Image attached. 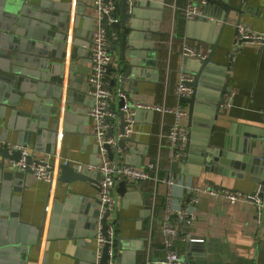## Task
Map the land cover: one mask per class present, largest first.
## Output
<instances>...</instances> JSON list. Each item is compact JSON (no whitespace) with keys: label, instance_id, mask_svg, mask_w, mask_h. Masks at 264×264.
<instances>
[{"label":"crops","instance_id":"obj_1","mask_svg":"<svg viewBox=\"0 0 264 264\" xmlns=\"http://www.w3.org/2000/svg\"><path fill=\"white\" fill-rule=\"evenodd\" d=\"M33 1L39 2L41 0ZM49 1L64 3L69 0ZM110 1H113L117 6L120 2V0ZM80 2L93 4L92 0H80ZM77 3L78 0L71 1L69 15L71 38L69 37V41L72 39L73 30H75L73 26ZM188 3L189 0H165L164 6L170 9H166L162 13V18L159 22L160 32L153 33L155 46L164 48L163 53L160 54L161 51H158L156 56L159 74H157L158 72L154 73V69L152 72L147 73V70H144L146 65L141 64V68L137 66L134 70V78L131 81H126L124 86L132 94V100L157 104L165 102L168 105L181 103L188 107L180 98H177L174 92L179 72L183 70V59L180 52L181 42H188L204 52H207L206 50L211 49L212 46L207 40L187 37L188 18L184 14V8ZM248 4L252 9L249 12L244 11L241 23L247 24L256 32L264 33V0H248ZM209 7L210 3L208 1L202 3L201 0L202 10L209 11ZM49 8L53 9L52 7ZM58 9L60 8L44 12L45 17L38 16L42 22L46 23L47 18L57 17L56 13H54L55 10L57 12L63 11L62 8L61 10ZM146 18H149V15L142 17V19ZM236 18V12L232 11L230 21L225 27L224 37L221 38L219 43L220 48L214 57L224 65L231 62V69L228 71L229 77L227 79L228 90L235 91L231 106L224 110V119H221V122L225 126H229L232 122L248 124L260 131L258 134H262L263 138L264 47L256 48L255 46L245 45L235 52L234 58L230 61L228 54L232 50L237 37L236 28L233 26V21H236ZM87 28L88 24L85 20L77 28V32L83 33L77 34L79 35L78 38L84 42H89V46L74 61L80 71L76 70L75 72V79L73 80V90L75 92L73 101L75 103L71 105H67L64 102L72 51L71 44L67 45L62 97L63 111L59 118V128L56 136L54 132L51 138L49 132L45 131L40 136V141L37 142V136L31 130L25 129L22 134V141H28L29 143L25 146L29 153L33 154L41 162L54 163V171L58 176L51 183L44 180H35L32 172L26 173V171L19 170L20 178L23 184L27 185V188L20 192L21 184H14V187L18 189H14L12 194L21 196L22 219L33 227L40 224L42 218L45 219L40 233L39 231H28L32 237V242L28 245L27 251L20 252L21 257L23 259L24 257L26 258V264H42L45 255L50 264H80L81 261L88 263L87 243L82 245L77 241L78 237L79 239L83 238L79 236L77 231L87 228L82 225L70 228V218L64 219L65 216L76 213V209L80 208L78 200L79 196H81L80 194L89 195L91 197L90 200L98 198V183L101 179V173L90 167V165H97L100 162V155L98 144L91 128V118L88 114L89 108L94 104V99L89 94L88 73L91 58V39ZM177 28L182 30L183 35L181 38L175 35L176 30H179ZM192 32L195 35L201 34L196 28ZM171 33H174V42L169 51L167 40ZM208 35L212 38L214 34L207 33L201 36L208 38ZM145 40H147L145 36L135 38L136 42L142 43L141 49L143 50H145ZM133 48L130 47V50ZM111 52L114 55L113 65L116 66L117 52ZM42 73L46 77L43 82L47 84H54L55 78L59 75L58 72L52 73L45 70ZM153 74L158 75V77H154ZM167 74L168 88L166 89L165 80ZM189 74L195 77L194 74ZM107 75L111 83L116 85V71H110ZM144 75H146V78L142 77ZM213 77H216V75L214 74ZM77 109L79 111H76ZM141 109L144 111L138 117H135L137 131L131 136L130 140L126 141V151L121 148L118 152V159L124 163L134 161L129 164L135 165H147L150 162H156L157 166L151 170L152 175L156 179L145 178L127 181L129 193L126 197L118 193L116 185L119 205L109 219L112 218L116 222V233L123 236V243L126 244L124 249L126 258L121 257L124 264L136 263L141 259H145L146 264H166L162 222L167 202L171 198L175 204L186 205L189 195L181 185H174L170 189L164 179L174 176L177 180L184 183H208L247 194L255 191L261 182L259 181L261 176L256 171L234 167L229 168L232 172L238 174L235 176L230 174L223 175L217 171H207L203 168L195 167L191 168V170L197 172V174L184 172L182 158L172 155L171 143L167 137L173 123V115L168 114L163 120L159 112L151 110L152 113H150V109ZM66 110L73 113V119L69 122L70 129L67 131L63 128V113ZM4 118L0 116V141L16 143L18 129L8 130L5 139L1 138V132L4 129ZM51 125L52 117L48 120V127ZM217 127L220 128L219 126ZM262 138H258L257 144L255 143L253 147L254 155L259 157L263 153ZM38 144H40L41 150L36 149ZM53 147L56 148L54 154L47 152ZM130 149H136V151L131 153ZM126 154L131 155L126 157ZM127 159L129 162H127ZM63 162L79 165L81 169H88L91 174L85 180L62 182L58 179L59 170L57 166ZM135 162H138V164ZM261 164L264 165L262 161ZM7 165L8 161H6V168L4 169L6 171L12 170ZM195 211L196 216L192 221L175 215L172 216V222L177 225L179 231L178 236L174 239V248L189 264H264V213L260 217L257 216V207L252 200L228 202L214 200L208 194H202ZM190 240H200L201 243L199 246L189 249L188 242ZM89 247H95L94 238ZM77 252H81L82 256L77 254ZM20 253L11 257L13 263L18 264L21 262Z\"/></svg>","mask_w":264,"mask_h":264},{"label":"water","instance_id":"obj_2","mask_svg":"<svg viewBox=\"0 0 264 264\" xmlns=\"http://www.w3.org/2000/svg\"><path fill=\"white\" fill-rule=\"evenodd\" d=\"M71 1L62 3L60 1L50 2L49 0L39 2L33 0H0V116L5 117L1 138L5 139L8 130L18 129L17 142L12 144L24 147L29 144L28 141H22V134L25 129L31 130L37 136V142L40 141V136L45 131L49 132L51 138L54 132L56 136L59 118L63 111L65 56L69 43L72 46V51L64 102L67 105L75 103L73 101V94L75 93L73 80L76 70L80 71V69H77L74 61L89 46V42H84L78 38L79 35L77 34L83 33L77 32V28L85 20L91 39L95 6L78 0L74 13L73 28L75 30H73L72 39L69 41V37L71 38L69 28ZM108 1L104 0V2ZM206 1L210 3L209 11L202 10V13L196 18L187 19V37L207 40L212 46L206 59L189 56L183 58V71L195 75L191 82L194 86V92L189 96L180 97V100L187 104L189 109V141L184 147L186 157L182 159L183 170L197 174L191 170L195 167L235 176L238 174L232 172L229 167L243 168L258 172L261 180L255 179L264 184V165L261 164V158L253 153L254 144H257L258 138H262V134H258L260 131L248 124H238L237 122H232L229 126L222 125L221 119H224L223 115L225 114L222 110V103L224 94L228 91L227 79L231 62L224 65L214 58L220 48L221 38L224 37L225 27L230 21L231 12H236V23H240L244 11L249 12L252 7L248 4V0ZM164 2L165 0H138L129 4L128 0H120L116 10L111 13L117 15L118 20L110 24L108 23V15L103 14L101 20L107 29L109 49L117 52V65L110 64L107 73L116 71L117 84L125 86L126 81H131L134 78V70L141 64L146 65L144 70H147V73L152 72L153 69L154 73L158 72L156 56L162 48L155 46L153 33L160 32L159 22L162 13L164 10L170 9L164 6ZM194 3L201 7V0ZM56 8L63 10L61 12L55 10L54 13L57 17L47 18L46 23L40 20L39 16L45 17L44 12ZM144 15H149V18L142 19ZM194 28L201 34L195 35L192 32ZM207 33L214 35L212 38L210 35L208 38L201 36ZM141 36H145L147 39L144 42L145 50L141 49V42L135 41L136 37ZM130 47L134 48L130 50ZM228 56L231 61L232 57L229 54ZM43 70L52 73L58 72L59 75L55 78L54 84L43 82L46 78L42 73ZM214 74L216 77H213ZM153 75L158 77L156 74ZM142 77L146 78V75ZM128 93L132 95L130 91ZM122 104L123 102H119L118 106H122ZM134 109L135 117L144 111L143 109ZM150 113H152L151 110ZM121 114L123 117V112ZM63 116V128L67 131L70 129L69 122L73 119V113L66 110ZM50 117H52V125L48 127ZM123 124L124 121L122 126ZM109 134L112 135V130L109 131ZM127 140L130 138H121L118 141L123 151H126ZM106 146L110 149L109 144ZM36 149H42L40 144L37 145ZM55 149L54 147L50 148L47 152L54 154ZM134 151L136 149H130L131 153ZM109 155L111 158L114 156L110 150ZM129 155L131 154H126V157ZM21 156L20 149H11L8 145H0V264H16L12 262L11 257L17 256L22 251H27L28 245L32 242V237L28 231H39L40 233L44 226V218L36 227L23 220L20 207L21 196L12 194V191L17 188L14 187V184H21L20 192L26 189L27 185L23 184L19 170L12 168V170L6 171L4 168H6V161L9 165L12 160L18 161ZM33 162L45 163V161L41 162L29 153L26 156V163L30 165ZM127 162H129L128 159ZM133 162L130 161L129 163ZM135 163L138 164V162ZM57 167L59 170L58 179L62 182L85 180L91 174L88 169H81L76 164L63 162ZM50 169H55L54 163L50 164ZM23 171L26 173L33 172L29 166ZM117 191L121 196H127L129 189L125 179L117 181ZM80 195L78 198L80 208L76 209V213L64 217L65 220L70 218V228L81 225L87 228L77 231L79 236L83 237L82 239L78 237V243L82 245L87 243L88 246V255L86 254L88 263L81 261L80 264L94 263L96 244L95 247H89V245L93 238L95 241V230L99 225L106 238L99 264H124L122 258H126L124 250L126 244L123 243V236L116 233V222L109 219L112 215L111 212L108 209H102L99 198L90 200L89 195ZM112 224L115 227V233L110 238L108 228ZM200 243V240H190L188 248L199 246ZM77 254H81V252H77ZM18 264H26V258L21 257V262ZM42 264H50L46 255ZM129 264H146V260L141 259L136 263Z\"/></svg>","mask_w":264,"mask_h":264},{"label":"built area","instance_id":"obj_3","mask_svg":"<svg viewBox=\"0 0 264 264\" xmlns=\"http://www.w3.org/2000/svg\"><path fill=\"white\" fill-rule=\"evenodd\" d=\"M138 0H128L129 4ZM197 0H189L188 5L184 8V14L188 19H193L202 13L200 6L194 2ZM206 0H202L205 3ZM95 10L93 13L94 24L92 29V38L90 45V66L88 73L89 94L94 99V104L88 110L91 118V128L95 136L99 148L100 162L97 165H90L93 170L101 173V179L98 183L97 197L101 200L103 210H109L111 214L118 208L119 200L116 194L117 181L125 179L126 181H135L138 179L155 178L151 170L157 166L156 162H150L147 165H135L120 162L118 159V152L121 147L118 144L119 139L131 138L136 133L135 123V109L144 108L159 112L164 120L166 115L172 114L174 119L167 137L171 143V153L179 158L184 159L186 152L185 145L189 141L188 130V116L189 109L186 105L181 103L175 105H168L163 102L146 103L139 100H132L128 90L121 84L114 85L108 77V67L114 62V55L109 49V40L107 29L102 23L103 14L108 15V23L118 20L116 15L111 13L116 10L117 5L113 1L104 2V0H92ZM234 22V23H233ZM233 26L236 28L237 37L232 50L229 55L232 59L235 52L240 50L243 46H255L256 48L264 47V33L256 32L245 23H236L233 21ZM174 42V33L169 35L167 40L168 49ZM204 52L188 42H181L180 52L182 59L186 56L206 59L211 51L209 48ZM179 78L174 86V92L177 98L181 96H189L194 92V86L191 82L194 77L183 70L179 72ZM117 77V76H116ZM166 89L168 88V74L165 80ZM235 94L234 90H228L224 94V101L222 103V110L231 106L232 98ZM119 102H123L122 106H118ZM123 112V117L122 113ZM124 124L122 126V122ZM112 130V135L109 131ZM2 142V141H0ZM1 145H8L11 149H20L22 156L18 161L12 160L9 164L10 168L16 170H25L28 166L32 169V175L35 180H44L47 182H54L57 179V174L50 169V163L33 162L28 165L26 163V156L29 154L27 147L12 144L8 142L0 143ZM110 145V149L107 148ZM263 153L261 161L264 163V136L262 138ZM109 150L114 154L111 158ZM69 163V162H64ZM171 189L174 185H181L185 188L189 195L188 203L186 205L175 204L171 198L168 199L165 214L162 222L163 231V245L166 251V264H189L174 248V239L178 236L179 231L177 225L172 222V216H178L188 221H192L196 216V205L199 201L200 195L208 194L214 200L234 202L237 200H252L257 207V216L264 213V184H259L252 193H241L237 190L217 187L212 184H194L191 182H181L174 176H169L164 179ZM112 221V218H110ZM110 238L114 236L115 227L110 225L108 228ZM106 242L105 236L101 232L99 225L96 230L95 244L96 256L94 264H99L102 253V247Z\"/></svg>","mask_w":264,"mask_h":264},{"label":"trees","instance_id":"obj_4","mask_svg":"<svg viewBox=\"0 0 264 264\" xmlns=\"http://www.w3.org/2000/svg\"><path fill=\"white\" fill-rule=\"evenodd\" d=\"M177 29H179V28H177ZM175 35L178 36L179 38L182 37L183 33H182L181 28H180L179 30H176ZM162 38H164V37H162ZM219 47H220V46H219ZM161 48H162V49L160 50V51H161L160 54L163 53L162 51L164 50L163 47H161ZM218 50H219V49H218Z\"/></svg>","mask_w":264,"mask_h":264},{"label":"rangeland","instance_id":"obj_5","mask_svg":"<svg viewBox=\"0 0 264 264\" xmlns=\"http://www.w3.org/2000/svg\"><path fill=\"white\" fill-rule=\"evenodd\" d=\"M264 193V192H263Z\"/></svg>","mask_w":264,"mask_h":264}]
</instances>
